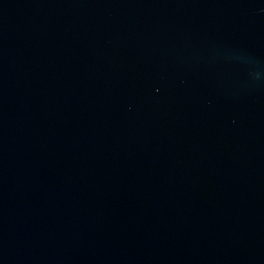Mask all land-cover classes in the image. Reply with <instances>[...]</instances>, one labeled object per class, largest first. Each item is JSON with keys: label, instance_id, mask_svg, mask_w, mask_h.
<instances>
[{"label": "water", "instance_id": "water-1", "mask_svg": "<svg viewBox=\"0 0 264 264\" xmlns=\"http://www.w3.org/2000/svg\"><path fill=\"white\" fill-rule=\"evenodd\" d=\"M0 264H264V0H0Z\"/></svg>", "mask_w": 264, "mask_h": 264}]
</instances>
